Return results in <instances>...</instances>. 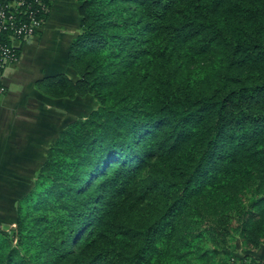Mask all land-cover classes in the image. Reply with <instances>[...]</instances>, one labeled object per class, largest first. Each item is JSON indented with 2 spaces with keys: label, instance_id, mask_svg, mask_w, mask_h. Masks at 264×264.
Instances as JSON below:
<instances>
[{
  "label": "trees",
  "instance_id": "obj_1",
  "mask_svg": "<svg viewBox=\"0 0 264 264\" xmlns=\"http://www.w3.org/2000/svg\"><path fill=\"white\" fill-rule=\"evenodd\" d=\"M77 1L76 78L36 86L96 105L49 145L0 264H259L235 250L264 239V0Z\"/></svg>",
  "mask_w": 264,
  "mask_h": 264
},
{
  "label": "crops",
  "instance_id": "obj_2",
  "mask_svg": "<svg viewBox=\"0 0 264 264\" xmlns=\"http://www.w3.org/2000/svg\"><path fill=\"white\" fill-rule=\"evenodd\" d=\"M77 6V0H51L40 31L30 41L17 43L18 59L3 71L0 225L6 234L15 228L17 200L32 187L49 145L70 121L66 101L71 99L46 96L36 82L59 72L70 78L74 73L67 61V49L79 32ZM243 252L264 264V239L256 250Z\"/></svg>",
  "mask_w": 264,
  "mask_h": 264
},
{
  "label": "built area",
  "instance_id": "obj_3",
  "mask_svg": "<svg viewBox=\"0 0 264 264\" xmlns=\"http://www.w3.org/2000/svg\"><path fill=\"white\" fill-rule=\"evenodd\" d=\"M49 3L50 0H0V96L5 93L3 71L18 59L17 43L30 41L40 31Z\"/></svg>",
  "mask_w": 264,
  "mask_h": 264
},
{
  "label": "rangeland",
  "instance_id": "obj_4",
  "mask_svg": "<svg viewBox=\"0 0 264 264\" xmlns=\"http://www.w3.org/2000/svg\"><path fill=\"white\" fill-rule=\"evenodd\" d=\"M71 78L75 79L76 75L73 73ZM66 103H69V105H67L69 107L68 111L70 113L69 119L70 121H72L76 118L86 117V115L89 113L92 107L96 105V100L91 95L88 94L84 96L75 97L71 100H67ZM238 241L237 243L238 245H240ZM242 250L246 251L242 246L237 247L235 252L239 253V255H244L245 253ZM229 262H232V261L229 260ZM235 263L239 264V261L237 260V262ZM221 264H224V263H221Z\"/></svg>",
  "mask_w": 264,
  "mask_h": 264
}]
</instances>
